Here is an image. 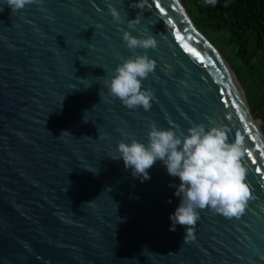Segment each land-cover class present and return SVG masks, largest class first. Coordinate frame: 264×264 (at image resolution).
Returning a JSON list of instances; mask_svg holds the SVG:
<instances>
[{
	"label": "water",
	"instance_id": "water-1",
	"mask_svg": "<svg viewBox=\"0 0 264 264\" xmlns=\"http://www.w3.org/2000/svg\"><path fill=\"white\" fill-rule=\"evenodd\" d=\"M0 8V264H264V121L181 0ZM126 31L152 35L156 49L128 50ZM135 54L155 62L141 82L153 93L148 111L128 109L101 82ZM209 121L253 153L243 158L252 199L239 220L198 210L189 238L184 226L169 230L179 178L157 161L141 182L108 156L130 142L124 133L147 144L153 122L187 134Z\"/></svg>",
	"mask_w": 264,
	"mask_h": 264
},
{
	"label": "clouds",
	"instance_id": "clouds-1",
	"mask_svg": "<svg viewBox=\"0 0 264 264\" xmlns=\"http://www.w3.org/2000/svg\"><path fill=\"white\" fill-rule=\"evenodd\" d=\"M3 2L15 13L26 5L37 3V0ZM216 2L205 0L206 4L213 6ZM109 14L114 21L121 22L115 8L109 7ZM132 27L130 23L129 28ZM141 35L146 38H136L124 32L122 40L126 48L130 51L156 49L157 41L152 35ZM118 59L121 63L108 71V78L101 81L107 94L119 99L128 109L142 107L145 111L150 110L153 93L143 89L141 82L153 73L155 62L147 54ZM99 96L102 98L103 92L100 91ZM228 131L225 126L216 125L213 121H209L208 125L193 123L187 129V134L175 127L160 129L153 122L149 125L147 144L124 133L130 142L120 141L116 146V154L108 157L122 160L124 168L131 169L132 176L140 178L141 182L150 179L148 170L157 161L165 166L169 176L178 177V186L169 185L175 188L174 195L180 198L178 207L169 216V230L175 231L176 226L181 225L185 227L188 237L194 238L193 227L200 219L198 210L207 208L226 219L239 220L252 199L251 189L245 182L247 169L243 164L247 150L240 139L229 142ZM93 174H98V171Z\"/></svg>",
	"mask_w": 264,
	"mask_h": 264
},
{
	"label": "trees",
	"instance_id": "trees-1",
	"mask_svg": "<svg viewBox=\"0 0 264 264\" xmlns=\"http://www.w3.org/2000/svg\"><path fill=\"white\" fill-rule=\"evenodd\" d=\"M181 1L231 64L253 116L264 121V0H217L214 6L205 0Z\"/></svg>",
	"mask_w": 264,
	"mask_h": 264
},
{
	"label": "snow or ice",
	"instance_id": "snow-or-ice-1",
	"mask_svg": "<svg viewBox=\"0 0 264 264\" xmlns=\"http://www.w3.org/2000/svg\"><path fill=\"white\" fill-rule=\"evenodd\" d=\"M236 139H240L242 142L244 141V137H243V135H239V136H237L236 137ZM246 155L249 157V158H252L253 157V153L251 152V151H246ZM260 156H264V150H261L260 151ZM252 163L253 164H256L257 163V161H256V159H252ZM257 172H261V169L260 168H256L255 169Z\"/></svg>",
	"mask_w": 264,
	"mask_h": 264
}]
</instances>
